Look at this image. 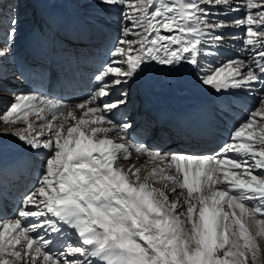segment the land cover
Wrapping results in <instances>:
<instances>
[{"label": "snow or ice", "instance_id": "1", "mask_svg": "<svg viewBox=\"0 0 264 264\" xmlns=\"http://www.w3.org/2000/svg\"><path fill=\"white\" fill-rule=\"evenodd\" d=\"M99 3L119 8L120 37L95 76L96 94L74 106L81 115L62 100L22 94L0 116L9 125L0 133L47 151L39 187L15 219H0V264H264V0ZM9 23L14 37L17 20ZM232 27L244 29L252 55L202 65L223 43L217 32ZM152 62L191 64L218 91L259 85L258 106L211 155L133 143L134 124L111 118L128 92L111 94ZM18 122L25 127H11ZM141 157L145 164L122 163Z\"/></svg>", "mask_w": 264, "mask_h": 264}, {"label": "bare ground", "instance_id": "2", "mask_svg": "<svg viewBox=\"0 0 264 264\" xmlns=\"http://www.w3.org/2000/svg\"><path fill=\"white\" fill-rule=\"evenodd\" d=\"M21 5L22 13L28 12V15L32 13V20L29 22V26L20 27L19 31L22 33L21 37L17 36L13 38V41H10L11 51L8 55L4 56L7 58L5 61H3L4 57H0V68L3 67V65L6 63L8 66L10 65L11 68L16 69L17 67H19V64L16 60L26 53L28 43L34 36L43 34V36L47 38L49 34L48 31L54 34L55 29H53L52 25L48 24L49 19L51 20V22H56L58 25L62 26L65 31L70 32V34L74 33L75 31L82 32V34L79 35L78 40L74 42V52H82L84 49L97 51L99 49L97 45H100L103 49H107L109 51L105 54V56L109 59H114L110 55L112 51L109 50V47L111 45H106V43L108 42V39L112 38L113 36V34H111L113 32V28L118 26L117 22L120 19L117 15L119 11L118 7L109 8L108 6L99 3V0H81L80 2H74V0H23ZM231 15L237 16L238 14L232 13ZM104 18L110 19L112 23L103 21ZM4 26H6V24ZM93 31L95 32V34H99V36H101L102 32L105 31V34L108 36V38L104 40V43H99L98 40H100V37H97L95 34H93ZM217 34L224 37V43L238 48L228 49L227 52L219 54L216 53L215 46H211L210 50L214 53V55L207 57L206 60H203L202 65H219L229 59L237 58L247 61L248 58L252 55V53L244 46L243 28H226L218 31ZM93 35L94 37H92ZM0 37H3V33H1V31ZM239 39L241 40V44H237V41ZM37 48L39 50L41 46H37ZM51 49L52 45L51 48H49V51ZM72 51V49L69 50L70 53ZM95 64H97V62H91L90 67ZM202 75L203 72L198 68L195 69V66L191 64L182 63L175 66H162L156 62H152L145 69V71H143L135 79H133V82H130V87L128 89V100L130 101V106L125 107L124 105H122L118 109L113 110L111 118H114L117 123L121 122L119 117L122 118L123 116H127L128 119L126 120H130V118H132V114H134V111H131V113H129V108L134 107L135 96L132 92V86L134 85L135 92L143 91V89H145V91H147L151 97H154L156 100L162 102V105L168 104L169 102L178 104L182 100L189 99L191 100V102L199 101L203 104H206L204 103V101H206L208 104L214 106V108L218 109L219 111L220 109H223L226 113V116H228L227 120L230 123L229 134L232 135L234 129L239 125V123L246 120L247 109L250 108L253 104L256 105L258 103L259 85L255 86L257 89L255 92H249L244 89H227L218 91L210 85L203 84L201 80ZM117 93L118 91H115L111 94V100L117 97ZM22 94L34 93H24L19 90H15L12 94L9 92H1L0 116H2L7 107L10 106L8 102L11 99H15L16 96ZM104 99L107 100L108 98H99L98 102ZM59 100H62L64 103L70 106H73V108L75 105L83 101L82 98L73 96L67 99ZM241 100H246L247 103L242 104ZM140 102L141 110L144 109L147 111H151L152 108L150 107V104L145 107V104L149 102L148 98H142ZM74 110L76 111L77 116L81 115V110L75 108ZM176 112L177 110L173 107V110L169 111L168 114ZM221 114L224 113L221 112ZM48 115L50 118L51 114L49 113ZM32 118H35V116L33 115L29 117V120H31V122L34 121V119L32 120ZM132 123L134 124L135 133L138 134L135 138H139L140 141V136L142 135L141 130L143 126L141 123V119L136 117V121L134 120ZM8 126L9 125H7L2 119H0V129ZM24 126L25 125H23V123L19 122L15 125H11V127L13 128H23ZM129 139L133 143H137V141L133 140L131 136L129 137ZM149 140L153 144L156 143L155 146H158L159 149H161V146L156 142L157 139L149 138ZM225 143H223L222 145H224ZM222 145H220V147ZM165 147L169 148L172 153L183 152L186 154L207 155H211L212 153L219 151L220 148L219 147L215 151L209 149L195 151L184 148H195L198 147V145L189 146L181 141L164 144L163 148ZM46 156V150H35L13 134L0 133V171L11 169L12 171L23 172V174H20L15 179V182H18V184L15 185H17L19 188L17 196L15 198H11L12 202L9 208L6 209L4 213H2V215H0V219L5 221L15 219L17 214L13 215V211L15 210L17 205L21 203L24 196L30 190H34L36 187H39V180L42 176V167H40L41 163L39 162L40 160H45ZM133 162L141 165L146 163L143 157L138 160L122 161V163L126 165ZM159 185L160 184H157L156 187H163L162 184L161 186ZM174 198L175 197L173 196V199ZM28 219L35 222V218ZM26 222L27 221H22V223ZM37 232L46 235V238L55 239V236L53 234H45L40 229H38ZM73 243H75V237L73 238Z\"/></svg>", "mask_w": 264, "mask_h": 264}, {"label": "rangeland", "instance_id": "3", "mask_svg": "<svg viewBox=\"0 0 264 264\" xmlns=\"http://www.w3.org/2000/svg\"><path fill=\"white\" fill-rule=\"evenodd\" d=\"M22 1L23 0H3V2H2V7L0 6V16H3V17H0V28H2V29H0V31H1V33H3V37H0V47H4V46H7L8 45V42L9 41H13V38H15V37H17V36H19V37H21V35H22V33L19 31V29H20V27L21 26H29V22L32 20V13H30L29 15H28V12L26 13V12H23L22 13V11H21V3H22ZM80 2L81 0H74V2ZM9 3V4H8ZM7 4V5H6ZM3 5H5V7L3 6ZM12 9H14V10H12ZM11 13H13L12 15H11ZM12 16H16V17H14L16 20L17 19H20V20H17V24H16V33H15V35H14V37H8L7 38V36H8V32H7V30H9V28H10V26H9V28H6L7 27V24H9V19L12 17ZM29 20V21H28ZM103 21H108V22H110V23H112V21L110 20V19H108V18H104L103 19ZM6 24V26H4ZM115 28H117V29H119V27L117 26V27H115ZM113 30H114V28H113ZM6 31V32H5ZM10 31V30H9ZM111 34H113V32L111 33ZM9 39V40H8ZM8 40V41H7ZM81 42V41H80ZM3 43H6L7 45H4ZM7 58L6 57H4L3 58V61H5ZM195 69H196V67H195ZM14 102V99H11L8 103H9V105L12 103V102ZM256 105H258V103L256 104ZM34 119V121L33 122H35V118H32V120ZM31 121V120H30ZM24 125V124H23ZM25 127V126H24ZM165 148H167V147H165ZM215 151V150H214ZM42 156H44V155H42ZM159 186H161V184L159 185ZM179 191V190H178ZM28 192V191H27ZM27 192H25V193H27ZM24 193V194H25ZM170 199H173V196L171 195L170 196ZM17 214V213H16ZM259 218V217H258ZM260 244H261V247L262 248H264V239H261L260 240ZM262 259H264V257H262Z\"/></svg>", "mask_w": 264, "mask_h": 264}]
</instances>
